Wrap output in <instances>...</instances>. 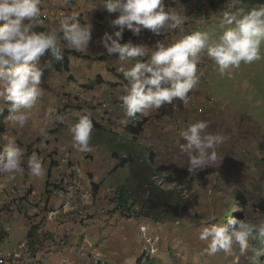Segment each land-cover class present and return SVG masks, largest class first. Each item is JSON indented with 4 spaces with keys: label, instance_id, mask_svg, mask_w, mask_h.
I'll list each match as a JSON object with an SVG mask.
<instances>
[{
    "label": "crops",
    "instance_id": "1",
    "mask_svg": "<svg viewBox=\"0 0 264 264\" xmlns=\"http://www.w3.org/2000/svg\"><path fill=\"white\" fill-rule=\"evenodd\" d=\"M55 1L62 10H68L69 15L76 11L84 13L83 17L87 15V20L81 23L93 24L92 40L86 52H78L82 57L67 55L69 71L58 64L51 50L42 55L48 56L51 62L38 65L43 70L40 87L44 95L23 128L7 119L10 110L7 105L4 106V109L8 108L9 114L4 119L5 130L0 136V148L9 138H14L24 151L21 164L23 171L17 173L14 180H10L7 175H0V207L6 205L8 208V211L1 213V223L9 233L8 238L14 233H20L22 237L13 250L0 251V258L7 257V264H99L100 259L110 261L114 250L127 249L129 236L132 235L136 243V237L128 227L132 226V218L120 214L121 219L117 220L119 211L113 210L109 195L105 196L101 191L92 193L91 183H102L115 170L117 163H113L112 156L119 155L128 147H147L149 142L151 147H180L186 141L178 133L189 127L185 125L184 112H180L184 108L173 111L170 105L165 104L157 111L152 110L148 116L142 115L148 119L143 131L139 135L132 134L127 129L129 124L121 123L127 117L119 97L126 94L128 85L123 72L135 63L127 66L118 55H108L101 43L106 32L114 34L119 30V26L111 24L119 13H109L100 0ZM166 2H171L173 10L182 15H191L196 8L195 4L186 3L185 0H164ZM210 3L212 8H205L219 11V15L204 21L202 26L214 24L227 10L229 2L211 0ZM41 28L43 31L55 30L62 36L59 22ZM126 31L133 33L125 27ZM183 31L180 27L173 32L166 46L178 41ZM134 36V40L123 36L121 43L132 41L134 44L153 47L146 40ZM101 54L108 56L104 60L97 59ZM150 55L149 52L148 56L138 57L134 62H147ZM201 63L197 66L199 82L189 93L188 100V103L197 106L198 111L204 110L196 120L216 119L220 126L216 128L210 124L206 132L226 137L225 142L218 147H260L253 131L235 113L220 110L208 101L209 93L202 78ZM97 76L102 83L96 82ZM85 85H92L93 88L85 92V97L79 96L87 89ZM176 100L184 105L179 98ZM78 105L82 110L72 108ZM49 108L55 109L51 117ZM208 109L216 113H208ZM98 111L103 112L102 117H99ZM77 113H90L98 124L93 127L91 134V152L81 153L73 147L69 124L75 123ZM55 115H62L65 122L56 121ZM183 120L185 124L183 122L181 125H185L184 128H177L176 121ZM46 130L50 131L47 133ZM132 141L134 144L131 145ZM110 144L119 146L121 150L108 147ZM33 153L42 157L45 165V175L39 178L30 175L28 170L27 161ZM127 153L132 154L133 151ZM93 171L97 179L86 180L87 174ZM10 221H14L15 225L10 226ZM31 228L33 230L28 238Z\"/></svg>",
    "mask_w": 264,
    "mask_h": 264
},
{
    "label": "clouds",
    "instance_id": "2",
    "mask_svg": "<svg viewBox=\"0 0 264 264\" xmlns=\"http://www.w3.org/2000/svg\"><path fill=\"white\" fill-rule=\"evenodd\" d=\"M241 2L229 0L227 10L223 12L221 27L224 30L219 36L197 32L204 23L194 33L169 46L157 41L155 46L148 47L132 41L121 43L123 34L134 40V35L139 36L143 28L159 35L161 30L182 27L185 16L174 11L173 7L166 11L164 0H100L109 13H119L111 21L113 26H119V30L114 34L106 32L101 38L107 54H116L124 61L151 53L150 60L137 62L123 72L128 85L126 94L119 97L127 117L121 121L122 124L135 126L129 119H135L137 114L148 116L152 110L172 104L177 98L186 105L189 93L199 82L197 66L205 52L218 66L221 75L238 68L242 62L251 64L261 59L264 4L244 12L238 7ZM42 3L43 0H0V113L7 105L10 110L7 119L21 128L29 122L44 95L40 87L43 70L37 64L39 58L47 50H51L58 60L63 59L64 48L86 52L94 29L90 22L81 23L79 15L74 12L60 19L62 36L55 30L36 31L45 24L41 19ZM125 27L133 33L124 32ZM130 33L134 38H130ZM54 112L55 109H48L50 117ZM54 119L65 122L62 115H55ZM207 128L206 121H197L178 133L186 141L181 149L190 154L188 170L191 173L216 161V148L226 140L219 133H207ZM69 132L76 151H92L93 122L90 113H77L75 123L69 124ZM23 156V149L14 138H9L0 148V175L14 180L16 174L23 171ZM27 164L30 175L37 178L45 175L43 159L36 153L29 157ZM257 234L264 238V221L253 225L232 217L227 224L204 227L199 239L209 241L206 251L210 255L219 251L230 253L234 244H238L243 253L249 248L250 239H255Z\"/></svg>",
    "mask_w": 264,
    "mask_h": 264
},
{
    "label": "rangeland",
    "instance_id": "3",
    "mask_svg": "<svg viewBox=\"0 0 264 264\" xmlns=\"http://www.w3.org/2000/svg\"><path fill=\"white\" fill-rule=\"evenodd\" d=\"M54 1L46 0L41 5L42 12L46 15L44 25H54L62 16L69 15L68 10H62L58 2ZM261 4H264V0H242L238 7L248 12ZM76 12L81 22L87 20V15L83 17L84 13ZM222 22L223 14L214 24L202 26L197 32H208L213 36H219L224 30L221 27ZM123 36L127 38L126 34ZM135 60H121V62L128 66L136 63ZM201 60V74L209 93L208 101L220 110L226 109L235 113V116L253 131L257 143L259 145L264 143V43L261 44L260 60L251 64L242 62L238 68H232L224 75L219 73L218 66L206 52L201 56ZM40 63L51 62L48 61V56H41L37 61L38 65ZM86 91L89 89L82 91L79 96L85 97ZM175 100L168 105L173 111L184 108L180 112H184L186 118V124L184 120L176 121L177 128H184L185 125L190 126L197 122L196 118L204 112V110L198 111L197 106L192 102L182 106ZM72 108L77 111L82 110L79 105ZM211 112L216 113L208 109V113ZM98 113L99 117H102L103 112L98 111ZM8 114H5L4 119ZM215 120L203 118L208 126L211 124L212 127L217 128L220 125ZM183 122L185 125H181ZM49 131L46 130L47 133ZM149 143L147 147L136 146L133 147L134 149L128 147L119 155L112 156L113 163L118 165L121 158L129 155L139 156L143 161H147L152 151L155 169V175L151 176L152 180L167 191L175 190L176 195L180 193L184 197L183 200L189 201L193 206L191 205L192 207L187 210H182L181 207L175 210L168 206L163 209L158 220L146 216L136 217L140 211L138 205L127 208L126 214L121 216L128 218L132 215L130 217L132 226L128 225V227L130 233L133 232V236L136 237V243L133 242L132 235L129 236L127 249L114 250L110 261L100 259L99 263L137 264V260L141 259L146 263L149 261L147 264H264V238H260L258 234L255 239H250L249 248L243 253L239 245L234 244L230 253L219 251L210 255L206 251L209 241L199 239V233L204 227L212 224H227L228 221L226 222L225 219L230 212H233V217L249 224L259 225L264 221V211L257 208L264 201V147H217L218 159L211 162L208 167L191 173L188 170L190 154L182 151L181 146L151 147V142ZM132 144L134 141L131 142ZM112 146L117 151L121 150L117 145L110 144L108 147ZM130 150L133 151L132 154L127 153ZM92 173L87 174L86 180L97 179L95 171ZM132 175L130 164L113 169L107 179L96 184L98 188H92V193L101 191L105 196L109 195L115 210L113 201L115 190L121 184L134 183ZM145 176L147 177V174ZM119 217L120 212L117 220L121 219ZM14 225L15 222L10 221V226ZM21 238L20 233H14L2 243L0 251L13 250Z\"/></svg>",
    "mask_w": 264,
    "mask_h": 264
},
{
    "label": "trees",
    "instance_id": "4",
    "mask_svg": "<svg viewBox=\"0 0 264 264\" xmlns=\"http://www.w3.org/2000/svg\"><path fill=\"white\" fill-rule=\"evenodd\" d=\"M210 1V0H209ZM36 31H43L41 27H38ZM130 38H134L132 34H129ZM48 51V50H47ZM46 51V52H47ZM75 55L77 57H82V55L74 50H66L63 49V59L58 60V64L63 66L65 70L69 71L68 68V60L67 55ZM108 55L100 56L99 59L104 60ZM97 83H102L100 77H96ZM114 85V84H112ZM85 88L92 89V85H85ZM8 113V108L4 109L2 113H0V131L3 132L5 130L4 125V116ZM148 121L146 117L142 118L135 126L127 125V129L135 135H139L144 128L145 123ZM93 127H97L98 124L93 121ZM260 147H264V143L260 144ZM142 157L136 156L133 157L129 155L128 157L121 158L119 160L118 165H116L115 170L121 167H124L126 164H130L131 169L133 171V180L134 183L128 184L124 183L117 186L113 201L115 202V209L120 212L123 216L126 214V209L135 205H138L140 211L137 213L136 217L146 216L152 219L158 220L160 218V214L164 208L171 206L173 209L177 210L178 207H181L182 210H187L191 208L193 205L189 203V201L183 200V195L178 193L176 195L175 190H165L159 184L155 183L152 180L153 175H155L154 169V153L151 151L149 154V159L147 161H143ZM147 174V177L145 176ZM92 188H98V185L95 183H91ZM96 193V191L94 192ZM246 204V201L242 199ZM263 202V203H262ZM260 205H258V209L264 211V201H262ZM192 205V206H191ZM4 211H8V208L5 206L0 207V220L1 213ZM233 212H230L225 221L227 222L233 216ZM132 217L129 215L128 218ZM32 228L27 234V237L30 238L32 233ZM8 231L3 227L0 221V245L8 238ZM139 259L137 260V264H147L146 261Z\"/></svg>",
    "mask_w": 264,
    "mask_h": 264
},
{
    "label": "built area",
    "instance_id": "5",
    "mask_svg": "<svg viewBox=\"0 0 264 264\" xmlns=\"http://www.w3.org/2000/svg\"><path fill=\"white\" fill-rule=\"evenodd\" d=\"M185 1L186 3L192 2L193 4L196 5V8L193 10L191 15L183 14V16H185V22L182 25V28L184 29V31L180 39L184 36L194 33L197 29L200 28L201 24L205 23L204 21H208L209 19H211V17L218 14V11L205 8L206 6H210L212 8L209 0H204L203 2H201L200 0H185ZM225 1L229 2V0H225ZM164 5H165L166 11L170 8L172 9L171 2H166L164 3ZM45 18H46V15L43 13L41 17V19L43 20V23H45L44 21ZM194 23H196V25L193 27ZM177 29L168 30V31L161 30V33L159 35L153 33L149 29H142L140 35L137 37L140 39L146 40L147 42L151 43V45L153 46H155L157 41H162L165 45H167L166 44L167 40L170 38L171 34L175 32ZM137 115L138 116L135 119L128 118L131 124L136 125L143 118L142 115L140 114H137ZM0 134H1V131H0ZM6 261H7V257L0 258V264H7Z\"/></svg>",
    "mask_w": 264,
    "mask_h": 264
}]
</instances>
